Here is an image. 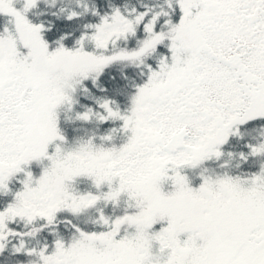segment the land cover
<instances>
[{
    "label": "snow or ice",
    "instance_id": "snow-or-ice-1",
    "mask_svg": "<svg viewBox=\"0 0 264 264\" xmlns=\"http://www.w3.org/2000/svg\"><path fill=\"white\" fill-rule=\"evenodd\" d=\"M0 264H264V0H0Z\"/></svg>",
    "mask_w": 264,
    "mask_h": 264
}]
</instances>
